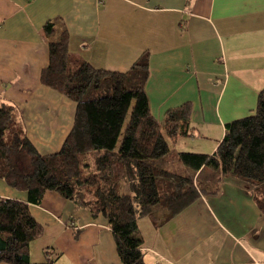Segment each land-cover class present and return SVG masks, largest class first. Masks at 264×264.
Returning <instances> with one entry per match:
<instances>
[{"label": "crops", "instance_id": "obj_1", "mask_svg": "<svg viewBox=\"0 0 264 264\" xmlns=\"http://www.w3.org/2000/svg\"><path fill=\"white\" fill-rule=\"evenodd\" d=\"M48 22L95 69L125 73L146 52L154 119L191 106L193 136L177 140L178 152L212 154L225 124L252 114L264 90V0H0V100L18 109L40 155L60 150L76 109L40 80ZM182 171L203 191L174 215L159 209L138 221L145 263L264 264L254 188L209 167ZM0 198L26 202L3 179ZM29 212L42 229L29 245L32 264H44L46 252L51 264H122L104 218L50 191Z\"/></svg>", "mask_w": 264, "mask_h": 264}, {"label": "trees", "instance_id": "obj_2", "mask_svg": "<svg viewBox=\"0 0 264 264\" xmlns=\"http://www.w3.org/2000/svg\"><path fill=\"white\" fill-rule=\"evenodd\" d=\"M43 32L49 64L41 83L75 104L74 122L58 152L40 155L18 109L0 100V179L26 194V202L0 198V263L32 264L29 245L42 229L29 205H38L48 191L92 218H104L122 264H146L140 219L155 218L159 209L174 215L203 191L182 167H209L250 184L264 214V90L252 114L225 124L212 154L176 152L179 138L193 136L191 106L184 103L167 110L161 122L154 119L145 92L146 52L127 72H109L70 55L66 33L52 22ZM45 254L44 264H51Z\"/></svg>", "mask_w": 264, "mask_h": 264}, {"label": "rangeland", "instance_id": "obj_3", "mask_svg": "<svg viewBox=\"0 0 264 264\" xmlns=\"http://www.w3.org/2000/svg\"><path fill=\"white\" fill-rule=\"evenodd\" d=\"M120 141H121V138H120ZM175 149V148H174ZM172 150H173V148H172ZM176 150V149H175ZM183 151H188V150H183ZM176 152H177V150H176ZM25 166H27V163L25 164Z\"/></svg>", "mask_w": 264, "mask_h": 264}]
</instances>
